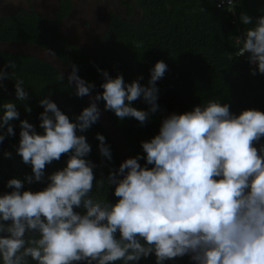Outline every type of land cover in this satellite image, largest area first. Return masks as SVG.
I'll return each instance as SVG.
<instances>
[{
  "label": "clouds",
  "instance_id": "1",
  "mask_svg": "<svg viewBox=\"0 0 264 264\" xmlns=\"http://www.w3.org/2000/svg\"><path fill=\"white\" fill-rule=\"evenodd\" d=\"M239 2L218 0L216 6L227 5L234 13ZM239 20L249 27L235 37L238 50L225 55L243 57L252 75L264 74V15L241 13ZM4 67L14 69L16 63L9 60ZM167 70L164 61H157L145 86L142 76L125 83L122 75L112 78L98 69L103 92L93 97L95 85L72 64L69 86L75 84L77 97H90L75 122L48 97L39 101L41 132L20 120L16 152L32 174L23 181L9 179L6 187L12 191L0 194L2 264H137L153 254L155 264L185 256L194 264H264V112L246 109L236 115L229 104L209 100L171 113L158 134L141 141L144 155L125 159L106 180H96L97 165L86 159L91 146L78 132L100 120L97 102L102 100L104 110L119 120L134 118L145 125L159 111L157 82ZM11 75L0 68V89ZM14 87L17 100L29 99L23 79H16ZM141 98L147 110L132 106ZM0 108L2 143L14 135L10 121L20 114L11 101ZM25 111L32 109L26 105ZM95 138L99 154L111 161L105 136ZM62 156L68 157L66 167L46 177V166ZM4 157L11 159V152ZM45 180L41 191L23 190L25 181ZM105 184L115 186V203L93 199L94 185L102 189Z\"/></svg>",
  "mask_w": 264,
  "mask_h": 264
},
{
  "label": "trees",
  "instance_id": "2",
  "mask_svg": "<svg viewBox=\"0 0 264 264\" xmlns=\"http://www.w3.org/2000/svg\"><path fill=\"white\" fill-rule=\"evenodd\" d=\"M217 2L124 0L122 3L127 14L111 12L107 30L91 44L79 46L63 34V25L74 9V0H59L52 17L41 15L33 7L12 15H0V41L36 44L57 55L68 66L77 65L78 75L95 85L92 90L94 95L103 92L101 84L104 77L98 69L107 71L112 78L122 75L125 83H131L142 76L139 82L147 86L150 70L157 61H164L168 70L157 82L159 111L150 114L145 125L134 118L119 120L113 112L106 111L126 147L135 157L138 154L144 155L141 141L150 140L158 134L162 119L171 113L191 111L194 106L209 100L229 104L230 111L236 115L246 109L264 112V74L257 72L252 75V69L243 57L234 56L229 60L225 55L238 50L235 37L242 35L249 27L240 22L241 13H247L253 18L264 15V0H241L234 13L218 8ZM137 10L140 17L133 21ZM137 44H142V47H137ZM9 60L15 61L14 69L4 67ZM0 68L13 74L10 79L2 82L4 88L0 89V105L14 102L20 114L19 119L10 121L14 135H6L0 143V194H3L12 191L6 187L9 179L19 178L23 181L26 175L32 174L31 166L23 164L16 152L20 139V120H28L39 133L42 131L39 128V117L44 111L39 104L41 99H51L73 122L88 104L83 97L75 95V88L69 86L65 78L60 80V74L52 66L37 58L0 53ZM16 79L24 80L28 100L16 99ZM99 102L104 108V102ZM26 105L32 109L31 113L25 111ZM132 106L141 110L149 107L142 98L134 101ZM97 133L104 135L106 143L111 146V161L99 154V141L95 138ZM78 135H84L91 146L86 159L97 165L93 169L96 180H106L109 171L118 169L123 162L112 141L99 122L84 133L78 132ZM261 143H264V138ZM6 151L11 152V159L4 157ZM67 159V156H62L60 161L47 165L45 176L66 167ZM140 163L143 166L145 161L141 160ZM46 186L47 180L31 185L25 181L23 190L36 192ZM114 187L105 184L104 188L99 189L94 185L91 195L94 200L115 203L118 198L114 196ZM29 264L35 262L29 260ZM137 264H155L154 254L142 258ZM164 264L194 262L185 256L165 261Z\"/></svg>",
  "mask_w": 264,
  "mask_h": 264
},
{
  "label": "rangeland",
  "instance_id": "3",
  "mask_svg": "<svg viewBox=\"0 0 264 264\" xmlns=\"http://www.w3.org/2000/svg\"><path fill=\"white\" fill-rule=\"evenodd\" d=\"M124 0H74V10L63 25V34L73 43L86 46L101 36L108 27L111 12L126 15ZM59 0H0V15H12L33 7L41 15L52 17ZM137 10L132 18L137 21Z\"/></svg>",
  "mask_w": 264,
  "mask_h": 264
},
{
  "label": "water",
  "instance_id": "4",
  "mask_svg": "<svg viewBox=\"0 0 264 264\" xmlns=\"http://www.w3.org/2000/svg\"><path fill=\"white\" fill-rule=\"evenodd\" d=\"M0 53L37 58L44 63L52 66L59 74L62 73L63 77L67 81V77L71 73V67L68 66L64 61H62L57 55L36 44H28L15 41H0ZM72 85L75 88V84L73 83ZM92 96H95L93 92ZM83 98L89 105L90 97L84 96ZM97 106L101 110V117L98 122L112 141L114 148L121 157L122 161L127 158L133 157L129 149L126 147L117 127L110 121V117L104 110L102 104L100 102H97Z\"/></svg>",
  "mask_w": 264,
  "mask_h": 264
},
{
  "label": "built area",
  "instance_id": "5",
  "mask_svg": "<svg viewBox=\"0 0 264 264\" xmlns=\"http://www.w3.org/2000/svg\"><path fill=\"white\" fill-rule=\"evenodd\" d=\"M241 1V0H240ZM220 9H226L227 10V5H225L223 8H220ZM229 12V11H228ZM234 12H235V9H234ZM230 13H233V12H230ZM252 66H255V65H252Z\"/></svg>",
  "mask_w": 264,
  "mask_h": 264
}]
</instances>
